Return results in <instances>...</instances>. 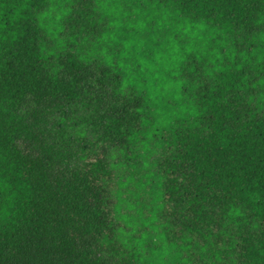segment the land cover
Wrapping results in <instances>:
<instances>
[{
    "label": "trees",
    "instance_id": "obj_1",
    "mask_svg": "<svg viewBox=\"0 0 264 264\" xmlns=\"http://www.w3.org/2000/svg\"><path fill=\"white\" fill-rule=\"evenodd\" d=\"M0 264H264V0H0Z\"/></svg>",
    "mask_w": 264,
    "mask_h": 264
}]
</instances>
